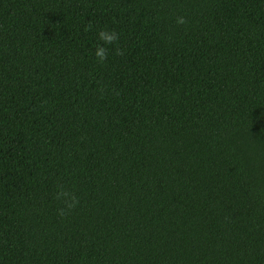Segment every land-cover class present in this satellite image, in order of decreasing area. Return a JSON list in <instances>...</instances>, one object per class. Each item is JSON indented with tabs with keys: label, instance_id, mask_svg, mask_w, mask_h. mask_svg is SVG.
I'll use <instances>...</instances> for the list:
<instances>
[{
	"label": "trees",
	"instance_id": "1",
	"mask_svg": "<svg viewBox=\"0 0 264 264\" xmlns=\"http://www.w3.org/2000/svg\"><path fill=\"white\" fill-rule=\"evenodd\" d=\"M0 264H264V0H0Z\"/></svg>",
	"mask_w": 264,
	"mask_h": 264
},
{
	"label": "clouds",
	"instance_id": "2",
	"mask_svg": "<svg viewBox=\"0 0 264 264\" xmlns=\"http://www.w3.org/2000/svg\"><path fill=\"white\" fill-rule=\"evenodd\" d=\"M178 22H183L182 19ZM100 36L105 39L106 41L108 42H111L112 40H114L116 38L115 36V33H112V34H108V33H105V32H101L100 33ZM103 49L102 48H99L97 49V52H96V55L100 57L101 60H103L104 56H103Z\"/></svg>",
	"mask_w": 264,
	"mask_h": 264
}]
</instances>
